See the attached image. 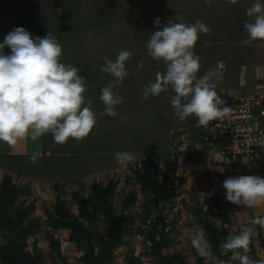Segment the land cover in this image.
<instances>
[{"label": "rangeland", "instance_id": "374dc122", "mask_svg": "<svg viewBox=\"0 0 264 264\" xmlns=\"http://www.w3.org/2000/svg\"><path fill=\"white\" fill-rule=\"evenodd\" d=\"M255 2L237 0V4L232 5L229 0H211L209 6L205 0L18 1L23 14L20 17L14 14L12 27L26 28L33 38L52 32L62 46L61 62L81 69L79 74L86 78L85 106H90L97 114L95 128L82 141L70 138L67 143L58 145L48 133L35 142L30 138L19 140L13 147L0 142V179L8 175L23 187L11 215L14 217L18 208H27L31 218H40L34 227L35 233L27 238L26 249L32 252L36 246L42 264L53 262L48 233L60 240V249L68 258V264H84L80 259L84 251L70 240L71 230L54 227L49 212H54L55 204L62 199L78 215L73 193L90 198L92 184L97 181L106 184L110 178L117 181L114 195L117 210L130 191L136 192V200L123 222L125 242L113 250L109 264H132L131 259L139 260L134 264H163L151 253L155 240H159L153 235L157 211L154 204L146 206L147 196L141 190L134 169L151 159L157 165L160 179L166 181L167 161L176 156L179 158L176 171L169 175L170 187L176 189V194L165 203L164 215L169 225L163 253H179L186 264H199L191 236L202 230L208 242L209 238L197 222L196 211L206 196L218 194L220 206L213 212V223L220 225L221 213L228 212L232 227L238 232L244 227H253L250 257L264 258V228L251 225L253 218L264 216V206L247 208L228 202L223 187L229 177L259 175L264 178V152L254 158H243L222 157L218 152L211 154L205 147L198 150L192 138L198 118L190 116L180 121L176 117L170 103L175 93L170 88L159 96L144 99L142 95L147 84L155 81L156 72L166 70L164 62L156 61L147 51L150 35L162 30L170 21L192 24L196 20L211 30L210 34H200L194 49L200 57L198 76L209 71L222 72L219 78L214 77L220 96L247 95L255 91L264 95V42L241 43L248 39L244 28L248 20L246 10ZM12 3L18 10L19 6ZM157 18L161 21L159 27L155 25ZM3 41L0 39V43ZM122 49L130 51L132 56L126 61L128 75L122 84L116 82L113 88L114 93L123 98L116 107L119 116L100 117L99 113L105 108L100 100L101 89L115 81L110 74L101 71L105 64L102 57L114 61ZM237 51L241 53L239 58L228 62L226 56H233ZM4 52L10 54L11 49L6 47ZM140 61L143 68L138 67ZM117 152L130 153L133 161L124 166L117 164L113 158ZM34 153H39L35 164L30 162ZM101 218L100 214L98 224L106 237L110 229ZM79 219L90 226L84 218ZM5 235L6 229H0L1 244L5 242ZM94 243L98 253L101 244L95 240ZM230 256V252L225 255L221 250L220 258L225 264Z\"/></svg>", "mask_w": 264, "mask_h": 264}, {"label": "clouds", "instance_id": "9594fccd", "mask_svg": "<svg viewBox=\"0 0 264 264\" xmlns=\"http://www.w3.org/2000/svg\"><path fill=\"white\" fill-rule=\"evenodd\" d=\"M205 2L211 5V0ZM229 3L236 5L237 0H229ZM246 16L248 20L244 28L248 39L241 43L264 42V3L256 0L247 8ZM176 20L180 21L179 18ZM160 24L157 18L155 25L159 27ZM210 31L203 22L196 20L192 24L170 21L162 30L153 32L147 42V51L156 61H163L166 70L156 72L155 81H150L142 93L147 99L170 88L175 93L170 103L176 117L185 121L195 116L198 118L196 125L205 128L230 113V107H221L225 101L216 91L214 77L219 78L222 72L209 71L198 76L200 57L194 49L200 34L207 35ZM6 47L11 49L10 54H5ZM62 54V46L52 32L45 37L33 38L22 26L14 27L0 43V142L13 147L19 140L30 138L35 142L51 133L54 142L63 145L70 138L82 141L93 131L97 114L90 106H85L86 78L79 74L81 69L62 63ZM131 56L130 51L122 49L114 61L102 57L105 64L101 71L110 74L115 81L101 89L100 100L105 108L99 113L100 117L119 116L116 107L123 98L114 93L113 88L116 82L122 84L128 75L126 61ZM138 67L143 68V61ZM87 104L90 105L91 101ZM258 145L264 148V141ZM38 156L39 153L31 155L30 162L37 163ZM113 158L121 166L133 161L128 152H117ZM223 187L228 202L247 208L264 206V178L259 175L229 177L224 180ZM251 225L264 228V216L253 218ZM224 227L229 228V225ZM230 232L220 245L223 254L231 253L228 264H264V258L253 259L249 255L255 234L253 227H244L238 234L235 228H231ZM191 245L205 264H225L213 253L202 230L191 236Z\"/></svg>", "mask_w": 264, "mask_h": 264}, {"label": "trees", "instance_id": "16d2710c", "mask_svg": "<svg viewBox=\"0 0 264 264\" xmlns=\"http://www.w3.org/2000/svg\"><path fill=\"white\" fill-rule=\"evenodd\" d=\"M240 55V51H237L233 54L234 57L228 54L226 58L228 62H234ZM195 131L196 134L192 137L193 141L203 140V129L196 125ZM178 159L176 156L171 161H167L169 175L176 171ZM204 159L202 158V161ZM134 172L141 190L147 196L146 206L154 204L157 211L153 223V235L158 236L159 240L154 239L156 244L151 253H154L157 261L163 264H186L184 259L179 257V253L164 254L162 251L167 234L166 228L169 225L164 215L165 203L176 194V189L170 187L172 179L168 175L166 181L161 180L157 165L151 159L145 160L142 167L135 168ZM116 187L117 181L110 178L106 184L94 182L91 186L90 198L79 192H74L73 198L79 211L78 215L62 199H59L55 204L54 212H49V217L54 221V227L71 230L70 240L84 251L80 258L84 264H109L112 260L113 250L125 242L123 222L136 200V192L130 191L124 195L117 210L114 204ZM22 190L23 187L14 183L10 176L4 175L0 179V229H6L5 242L4 244L0 243L2 264H42L41 253L36 246L32 252L26 249L27 238L35 233L34 227L39 224L40 218H31L27 208H18L16 215L14 217L11 215V208ZM219 206L220 196L212 194L205 197L203 204L198 206L196 212H198L197 222L205 229L213 253L221 257L220 244L225 242V238L231 234L230 229L233 227L228 212L221 213L220 225L213 223L211 217ZM100 214L102 221L110 229L106 237L103 236L102 227L98 224ZM79 217L87 220L90 226H86ZM24 221H27L26 224ZM225 224H228L229 228H225ZM235 229L237 230L236 234H238V229ZM48 237L52 247V264H68V258L60 249V240L51 233H48ZM94 240L101 244L98 253L95 252ZM197 256L199 264H205V260L199 255ZM137 262H139L138 259H131L132 264Z\"/></svg>", "mask_w": 264, "mask_h": 264}, {"label": "built area", "instance_id": "2783aa9c", "mask_svg": "<svg viewBox=\"0 0 264 264\" xmlns=\"http://www.w3.org/2000/svg\"><path fill=\"white\" fill-rule=\"evenodd\" d=\"M221 98L225 101L221 107H230L229 115L223 120L210 122L206 128L201 127L203 140L196 141L194 147L198 150L205 147L211 154L218 152L222 157L254 158L264 152V148L258 145L264 141V95L234 94Z\"/></svg>", "mask_w": 264, "mask_h": 264}, {"label": "crops", "instance_id": "0c3cea01", "mask_svg": "<svg viewBox=\"0 0 264 264\" xmlns=\"http://www.w3.org/2000/svg\"><path fill=\"white\" fill-rule=\"evenodd\" d=\"M7 1L9 0H0V39H4L5 36L13 30V20H11V18L14 16V14L18 15V17L23 14L20 7L21 4H17L19 0H11L9 2ZM12 2L18 5L20 8L17 7V10L15 6L11 5ZM258 92L261 93V91Z\"/></svg>", "mask_w": 264, "mask_h": 264}]
</instances>
